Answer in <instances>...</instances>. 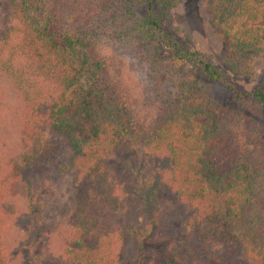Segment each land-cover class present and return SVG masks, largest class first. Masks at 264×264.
<instances>
[{
	"label": "trees",
	"instance_id": "1",
	"mask_svg": "<svg viewBox=\"0 0 264 264\" xmlns=\"http://www.w3.org/2000/svg\"><path fill=\"white\" fill-rule=\"evenodd\" d=\"M176 2L0 0V128L6 117H17L38 139L25 166L73 177L69 208L43 233L61 264H119L121 222L134 197L145 223L126 230L138 241V264H199L203 258L233 264L239 257L264 264L262 131L248 116L249 148L234 147L238 117L209 98L203 83L205 78L223 83L245 109L264 104V90L241 91L212 62L171 36L169 15ZM207 4L210 25L228 48V68L248 75L253 60L264 54V0ZM102 43L146 65L161 99L151 125L135 118L120 93L112 62L100 54ZM173 81L176 94L164 88ZM9 91L16 95L12 103ZM61 140L69 149L63 159ZM2 157L0 264H9L17 243L16 214L3 206L14 194L2 176ZM156 160H168V176ZM118 166L132 177L136 193L117 192L119 176L110 168ZM31 170L17 175L26 190L23 212L36 219L43 204L27 178ZM163 185L193 211L187 230L159 254L150 247L168 225L167 207L157 195Z\"/></svg>",
	"mask_w": 264,
	"mask_h": 264
},
{
	"label": "rangeland",
	"instance_id": "2",
	"mask_svg": "<svg viewBox=\"0 0 264 264\" xmlns=\"http://www.w3.org/2000/svg\"><path fill=\"white\" fill-rule=\"evenodd\" d=\"M208 0H177L172 8L168 23L171 36L176 38L190 50L203 55L213 65L227 74L229 80L241 91L253 92L257 88L264 90V54L256 57L252 62V69L248 75L233 73L227 64L229 56L228 48L222 35L210 25L208 13ZM140 8L139 10H141ZM141 13V11H139ZM100 54L112 62V78L117 83L119 91L133 108L135 118L146 126L151 125L160 112L161 99L154 94L150 84V72L146 65L140 62L126 50L118 49L110 44L102 43L99 47ZM205 93L215 100L223 108L234 111L238 117L237 123L231 134V143L236 148H245L246 132L249 128L248 116H251L262 131L264 138V104L252 109H245L234 100L231 89L223 83L205 78ZM174 81L164 85L166 92L175 91ZM172 94L173 96H176ZM10 102L16 100L13 91L8 92ZM167 100L166 98H163ZM63 154L54 156L53 159L66 158L68 143L61 140ZM38 147V139L27 132L17 117L8 116L0 128V154L3 156L5 166L2 176L6 178L8 190L14 195L10 200L3 202L5 211L15 213L13 222L17 243L10 249L9 264H61L56 251H53L48 243V238L43 235L46 228L57 224L69 208L71 197L74 193L72 174L59 176L55 172L40 173L31 170L25 163L30 155H33ZM160 170L165 175L171 169L168 160H156ZM119 176L116 190L119 193L122 188L136 193L135 183L127 170L121 167L110 168ZM21 170H31L28 177L36 190V198L43 204L42 211L36 219H31L28 213H24L27 200L24 198L26 190L23 181L17 173ZM35 171V172H34ZM123 184H119L121 180ZM158 197L167 209L163 210L165 219L168 220L166 228L154 238L150 247L156 253L164 252L165 247L180 232L187 230V219L193 209L179 203L170 189L163 185L158 189ZM264 203V198H263ZM22 211L21 216L18 210ZM26 212V211H25ZM143 215L138 210V201L134 197L130 201L129 208L124 212L121 229V243L118 247L119 264H138L139 247L134 235L129 233L127 227H140L144 225ZM220 249V255H222ZM223 257V256H222ZM199 264H216L203 258ZM233 264H254L247 262L245 258H237Z\"/></svg>",
	"mask_w": 264,
	"mask_h": 264
}]
</instances>
